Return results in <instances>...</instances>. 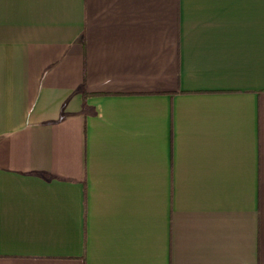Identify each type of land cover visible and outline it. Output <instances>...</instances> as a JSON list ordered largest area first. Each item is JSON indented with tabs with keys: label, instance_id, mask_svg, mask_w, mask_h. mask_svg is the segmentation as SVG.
Wrapping results in <instances>:
<instances>
[{
	"label": "crops",
	"instance_id": "crops-1",
	"mask_svg": "<svg viewBox=\"0 0 264 264\" xmlns=\"http://www.w3.org/2000/svg\"><path fill=\"white\" fill-rule=\"evenodd\" d=\"M0 264H264V0H0Z\"/></svg>",
	"mask_w": 264,
	"mask_h": 264
}]
</instances>
